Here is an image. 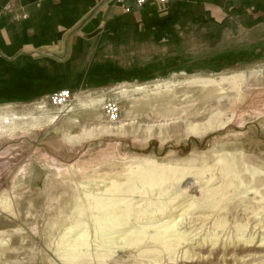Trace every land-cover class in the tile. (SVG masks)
I'll return each mask as SVG.
<instances>
[{"label":"rangeland","instance_id":"374dc122","mask_svg":"<svg viewBox=\"0 0 264 264\" xmlns=\"http://www.w3.org/2000/svg\"><path fill=\"white\" fill-rule=\"evenodd\" d=\"M86 53L78 65L92 70L94 79L70 88L74 97L66 106L36 102L39 97L0 102V116L25 119L21 128L0 132V195L7 189L13 208L0 209V264H73L66 258L68 246L85 234L89 244L79 251L100 252L93 241L101 233L89 223L85 193L149 162L207 168L201 181L193 174L184 177L183 195L170 201L162 218L156 214L159 222L153 224H177L186 241L169 260L154 250L115 246V261L106 264L263 262L264 201L255 187L264 177V29L227 37L197 25L169 32L166 39ZM61 71L60 77L70 74L62 63ZM241 83L248 94L238 98L232 87ZM108 100L120 106L114 122L103 113ZM216 113L231 123L200 134L186 129L206 125ZM119 122L126 125L124 133L102 129ZM156 126L166 128L159 132ZM219 159L239 160L236 166L246 182L239 186L232 180L222 200L211 196L208 206L188 208L189 199L209 197L223 184L212 171ZM214 174L216 179L208 181ZM75 207L83 210L87 227L76 226ZM219 220L225 224L215 227ZM241 223L247 227L236 236ZM244 237L251 243L244 244ZM88 260L74 264H102Z\"/></svg>","mask_w":264,"mask_h":264},{"label":"crops","instance_id":"0c3cea01","mask_svg":"<svg viewBox=\"0 0 264 264\" xmlns=\"http://www.w3.org/2000/svg\"><path fill=\"white\" fill-rule=\"evenodd\" d=\"M197 25L227 37L264 29V0H149L129 10L114 0H0V102L93 80L78 65L89 50L166 39Z\"/></svg>","mask_w":264,"mask_h":264},{"label":"bare ground","instance_id":"6f19581e","mask_svg":"<svg viewBox=\"0 0 264 264\" xmlns=\"http://www.w3.org/2000/svg\"><path fill=\"white\" fill-rule=\"evenodd\" d=\"M241 84L232 87L233 90L236 91L238 98H240V95H243L245 93L248 94V88H246V85L243 86V84ZM84 100L86 99L84 98L80 101ZM235 100L237 99L235 98L234 101ZM23 120L25 119L19 117L0 116V132L4 133L5 131H15L21 128V125L25 124V121ZM226 120L227 121H223L222 117H220V114H217L215 117H212L209 122L207 121L208 123L206 125H188L186 126V129L191 133L200 134L204 133L205 131L216 129L217 127L220 128L231 123V121H229L230 119ZM102 127V129H104L105 131L112 133H124L127 130L126 125L121 124L120 122L112 127L107 125H103ZM153 128L154 127L151 126L146 127L149 132L154 130ZM164 128H166V126L157 127L159 132H162ZM236 162H233V160L230 161L228 159L217 160V164L212 167V171H214V173L217 172L219 177L222 179L223 184L216 189L210 190L211 195L209 197L203 198L201 196L203 199L201 197H190L191 199L189 200H191V202L189 203L188 208L196 209L198 207L200 208V206L203 207L205 203H208L206 201L210 199L211 196H217V199L219 198L220 200L221 198L222 200V197L226 195V189L232 187V180H234V182L237 181L239 186L240 184H244L246 180L245 178H243L241 170H239L236 166ZM147 166L148 167H143L141 169L138 168L137 171H133V168H131L126 171V174H124L122 178L120 177V179L118 180H114V178H112V181L110 183L101 181V187L95 186L94 188H92V190H85L88 191L85 193V197L88 203V208L86 209H88L91 219V222L89 223H93L95 234L101 233L100 236L94 238L93 244L101 247V251L98 253L95 252L93 255L89 253L86 255L84 254L85 252H80L79 249L88 246L89 244V239H87L89 237L86 238V234L84 236L80 235L78 238L74 239L73 245H69V243L67 242L69 245L68 248L70 247L69 256L66 257L68 261L71 260L74 264L79 259L83 260L85 258L90 259L88 261L95 260L92 262L97 261L98 263L102 264H106L109 261L113 262L115 261V246L117 248H136L137 251L142 250L144 252H152L154 250L162 254V260H169L173 257V253L174 251H176V248L181 244L182 241H186V234L179 233L176 229L177 224L173 222L172 224L166 222L160 226L154 227L153 224L159 222L158 220H155L156 218H158L156 214H158V216L162 218V215L169 208L170 201L172 202L173 199L176 200V197H180L181 195H183L184 191L187 188L186 186H184L185 181L183 179L185 176H187L188 174H193L199 181H201L207 171V168L198 169L185 168L183 166H158L155 164V162H149ZM213 179H216L215 174L212 175L208 181H211ZM245 186L247 187V185ZM261 187H264V177H261L259 179L255 187V191L260 195L261 200L264 201V189H259ZM6 193L7 189H5L0 195V209L11 212L13 211V208L11 207L10 199L8 198V195ZM203 193H205V191ZM208 201L213 202L212 200ZM226 201L227 200L225 199V202ZM220 205L223 206L222 201L221 203H219V206ZM86 206L87 205H85V207ZM206 206H208V204H206ZM211 206L213 207V205H210V207ZM79 207H75L76 209L74 208L75 215L77 216V219H75L76 226L83 225L87 227L86 222L84 223L81 220V217L85 216H82L84 213L83 210ZM86 219L88 220V217H86ZM137 223H142L140 229L133 230L132 227ZM224 224L225 221L219 220L215 222V227H222ZM246 227L247 224L242 225L241 223V225H238L236 236L240 233H243V230ZM72 228L74 229V227ZM114 235L116 237H114ZM211 236L215 237L216 235L212 234ZM240 240H242L244 244H247L248 242L251 243V240L245 239V237ZM210 241H212V244L217 243V241L215 242V240L213 239H210ZM238 242L240 241L238 240ZM240 250L242 252L246 251V249L243 248H240ZM151 261L152 263L156 262L154 260V257H151ZM260 264H264V261Z\"/></svg>","mask_w":264,"mask_h":264},{"label":"built area","instance_id":"2783aa9c","mask_svg":"<svg viewBox=\"0 0 264 264\" xmlns=\"http://www.w3.org/2000/svg\"><path fill=\"white\" fill-rule=\"evenodd\" d=\"M106 1V0H100ZM120 3L125 10L131 7H141L149 0H114ZM130 1V3H128ZM157 3H165L167 0H152ZM74 97V92L70 88H60L41 95L36 102H42L53 107H64ZM120 106L116 100H108L103 106V113L107 120L114 122L118 119Z\"/></svg>","mask_w":264,"mask_h":264}]
</instances>
